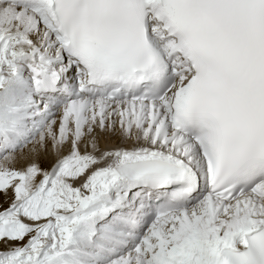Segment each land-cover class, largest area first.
<instances>
[{
  "label": "snow or ice",
  "instance_id": "6c2138e0",
  "mask_svg": "<svg viewBox=\"0 0 264 264\" xmlns=\"http://www.w3.org/2000/svg\"><path fill=\"white\" fill-rule=\"evenodd\" d=\"M0 264H264V0H0Z\"/></svg>",
  "mask_w": 264,
  "mask_h": 264
},
{
  "label": "bare ground",
  "instance_id": "6f19581e",
  "mask_svg": "<svg viewBox=\"0 0 264 264\" xmlns=\"http://www.w3.org/2000/svg\"><path fill=\"white\" fill-rule=\"evenodd\" d=\"M120 138L118 135L111 136L110 138L108 136H101L100 137V146L101 148H114L120 145ZM122 146V145H121ZM30 148H32V145L30 144L28 148L25 149V152H27ZM51 151V144L49 143V153ZM51 155H48V159H52Z\"/></svg>",
  "mask_w": 264,
  "mask_h": 264
},
{
  "label": "rangeland",
  "instance_id": "374dc122",
  "mask_svg": "<svg viewBox=\"0 0 264 264\" xmlns=\"http://www.w3.org/2000/svg\"><path fill=\"white\" fill-rule=\"evenodd\" d=\"M45 166H47V164H45Z\"/></svg>",
  "mask_w": 264,
  "mask_h": 264
}]
</instances>
